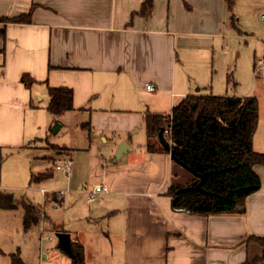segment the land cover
Wrapping results in <instances>:
<instances>
[{"label":"crops","instance_id":"1","mask_svg":"<svg viewBox=\"0 0 264 264\" xmlns=\"http://www.w3.org/2000/svg\"><path fill=\"white\" fill-rule=\"evenodd\" d=\"M143 2L0 0V159H38L44 147L33 144L40 140L35 112L46 110L49 88L71 89L73 110L52 116L50 128L66 113L84 114L88 131L114 139L108 158L89 147L87 183L77 180L78 190L89 186L86 199L96 186L106 190L87 203L93 205L77 227H52L82 247L84 264H253L263 254L255 239H264V166L253 167L260 188L245 198L243 213L202 216L173 208L168 189L195 177L169 153L147 151L144 114L171 110L149 111L142 92L174 97L171 109L186 96H217L179 68L188 58L202 65V41L222 39L231 28L240 33L237 22L251 13L260 17L264 0H232L231 8L226 0H153L148 17ZM29 12L28 23L5 22ZM142 128L145 143L134 146L131 137ZM53 147L65 149L56 158L71 159L72 149ZM252 149L264 153V137L255 134ZM2 188H9L3 179Z\"/></svg>","mask_w":264,"mask_h":264},{"label":"rangeland","instance_id":"2","mask_svg":"<svg viewBox=\"0 0 264 264\" xmlns=\"http://www.w3.org/2000/svg\"><path fill=\"white\" fill-rule=\"evenodd\" d=\"M263 25L264 20L251 13L241 23L237 22L240 33L231 28L229 33H223L222 39L202 41L204 57L199 61L202 65L198 66L196 60L188 58V64L179 68L183 77L192 84H199L201 91L205 93L228 97H255L259 107L255 134L261 138L264 137V69L257 71V67L264 66V38L260 34ZM198 44L200 43L197 42V46ZM144 92L143 102L147 100L149 103L145 104V108L151 112L168 113L176 101L174 97H158ZM51 120L52 115L46 110L35 112V126L40 140L33 144L44 147L38 153L36 151L35 157L38 159H27L28 156L18 159L16 155L10 159H0V181L3 179L9 187L0 191L11 194L18 203L14 210H0V264H12L15 257L19 264H68L71 259L57 248V231L52 227H77L82 213H86L88 207L93 205H88L86 201L89 186L78 190L77 180H82L83 185L87 183L88 162L93 154L89 147L95 144L97 153L108 158L113 148L111 141L114 139L108 132L98 133L84 128L90 122L89 117L84 114H64L59 118V127L54 133L52 129L55 124L50 128ZM100 135L108 140L102 141ZM131 141L134 146L144 145L143 128L139 134L131 137ZM53 145L72 149L71 159L56 158L54 153L57 151L52 148ZM9 154L12 152L7 153ZM69 160L71 171L67 178L56 167L63 166ZM45 174L44 178L32 181V177H42ZM5 175L16 176L7 179ZM22 203L42 210L47 219H42L37 225L25 230ZM42 233L44 236L49 235L50 240L40 244ZM44 254L47 256L45 259L42 257Z\"/></svg>","mask_w":264,"mask_h":264},{"label":"trees","instance_id":"3","mask_svg":"<svg viewBox=\"0 0 264 264\" xmlns=\"http://www.w3.org/2000/svg\"><path fill=\"white\" fill-rule=\"evenodd\" d=\"M228 8L232 0H226ZM153 0H144L141 12L150 16ZM31 12L5 22L28 23ZM29 79L21 77L28 85ZM49 102L46 111L56 117L73 110V93L68 88H49ZM149 153H169L158 140L160 131L170 132L171 150L176 160L195 176L206 172L233 168L229 172L208 176L201 190L178 194L173 208L202 216L243 213L244 200L260 188V181L253 171L255 165L264 166V153L254 152L252 140L257 130L259 112L255 97H228L191 95L181 99L169 115L146 112L143 116ZM85 128L89 129L87 125ZM54 150L64 148L52 147ZM42 177H32L36 182ZM198 182L195 178L188 186ZM186 187V186H185ZM180 186H171L168 194L172 198ZM206 192L212 195H207ZM11 194L0 191V210H14L17 207ZM24 210L23 228L30 229L44 219V214L33 205L22 203ZM58 232V231H57ZM263 248V254L256 259L264 260V239H255ZM75 260L71 264H84L82 247L72 244ZM19 264L18 258L12 261Z\"/></svg>","mask_w":264,"mask_h":264},{"label":"water","instance_id":"4","mask_svg":"<svg viewBox=\"0 0 264 264\" xmlns=\"http://www.w3.org/2000/svg\"><path fill=\"white\" fill-rule=\"evenodd\" d=\"M55 127L58 128V126H55ZM56 128L52 129L53 133L55 132L54 129H56ZM158 140H159L160 144L162 145V147H164L169 152L171 159L174 162H176L177 164H179L182 167H184L185 169H187L185 166H183L181 163H179L176 160V158L174 157L173 151L171 150L170 146L167 145V143L165 142V139L163 137L162 131H160L159 134H158ZM232 169L233 168H225V169H221V170H213V171L206 172L204 175H200V176H195L192 173L194 175V177L198 179L197 184L194 185V186L182 187L179 190H177L175 192V197L172 200V204H175L177 202L178 194H180L182 192L193 191V190H201V186L205 182V180L208 178V176L217 175V174H220V173H226V172H229ZM206 194L207 195H212L211 193H208V192H206ZM55 237L57 239V248L62 253H64L66 256H68L71 260H75V255L73 254V251H72V248H71V241H70L69 234L64 233V232H56L55 233Z\"/></svg>","mask_w":264,"mask_h":264},{"label":"built area","instance_id":"5","mask_svg":"<svg viewBox=\"0 0 264 264\" xmlns=\"http://www.w3.org/2000/svg\"><path fill=\"white\" fill-rule=\"evenodd\" d=\"M260 17H261L262 19H264V13H262V14L260 15ZM259 63H260V62H259ZM254 69H255V68H254ZM262 69H264V66L259 65V66L257 67V71H260V70H262ZM255 71H256V69H255ZM145 89H146L147 91H149V92H152V91L155 90V88H154V86H153L152 84H147V85L145 86ZM162 134H163V137L165 138V140H166L169 144H171V140H170V132H169V130H168V129L164 130ZM169 146H170V145H169ZM56 169L59 170V171H61V172H63V173H65V174L68 176L69 173H70V170H71L70 163H66L65 165H63V166H61V167L57 166ZM105 190H106V189H105L104 187H102V186H96L95 188H93L91 191H89V195H88V197H87V199H86V200H87V203H92V202L95 200L96 195H97L98 193L104 192ZM59 194H60V195H63L62 192H60ZM49 240H50V236H49V235H47V236H45V237L41 236V238H40V241H41V242L49 241Z\"/></svg>","mask_w":264,"mask_h":264}]
</instances>
